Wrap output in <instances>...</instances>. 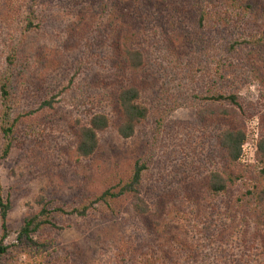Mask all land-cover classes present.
Segmentation results:
<instances>
[{"label": "trees", "instance_id": "obj_1", "mask_svg": "<svg viewBox=\"0 0 264 264\" xmlns=\"http://www.w3.org/2000/svg\"><path fill=\"white\" fill-rule=\"evenodd\" d=\"M35 37L50 55L29 57ZM62 104L77 162L112 130L130 140L154 117V134L101 192L40 198L14 242L0 183V264H85L82 248L56 255L60 223L121 219L128 200L133 221L103 264H264V0H0V168ZM184 110L195 119H176ZM255 117L256 160L243 165Z\"/></svg>", "mask_w": 264, "mask_h": 264}, {"label": "rangeland", "instance_id": "obj_2", "mask_svg": "<svg viewBox=\"0 0 264 264\" xmlns=\"http://www.w3.org/2000/svg\"><path fill=\"white\" fill-rule=\"evenodd\" d=\"M52 46L48 40L31 38L29 57H47ZM20 72L28 77V70L21 67ZM23 80L22 77L15 79L17 91L21 90L20 83ZM245 94L254 98L258 95V88L253 86L246 90ZM195 114V110H184L176 115V119L193 121ZM75 118L76 114L67 104L60 105L56 111L48 110L39 115L36 118L37 127L45 128V132L41 136L36 135L33 141L24 140L20 143L1 166L0 183L5 199L11 206L8 217V242L15 241L27 217L39 213L40 198L75 204L78 197L86 192L104 190L106 185L116 178L117 173L130 175L134 164L145 155L155 128L153 117L146 125L140 127L130 140L121 139L112 130L102 137L101 151L94 159L77 162L72 155L68 136L70 129L74 127ZM247 129L248 137L253 143L256 132L260 135L259 118L248 121ZM252 152L247 148L246 157L241 158L243 165L255 163L256 159L251 157ZM144 188L147 191L151 188L147 181ZM121 212V219L106 223L93 224L83 220L64 219L60 223L63 231L58 232L60 245L56 255L63 258L74 252V248H82L87 254L85 264H103L111 254L114 242L127 234L129 223L133 221L129 200L123 204ZM1 236L0 219V238Z\"/></svg>", "mask_w": 264, "mask_h": 264}, {"label": "built area", "instance_id": "obj_3", "mask_svg": "<svg viewBox=\"0 0 264 264\" xmlns=\"http://www.w3.org/2000/svg\"><path fill=\"white\" fill-rule=\"evenodd\" d=\"M253 138L255 139L253 143H251V140L250 138L248 137L247 139V142L246 144L244 145L243 147V154H242V158L244 159L246 157V151H247V148L249 150H252V154H251V157L254 159L255 158V154L257 152V143H258V139H259V135L258 133L256 132V135L255 137L253 136ZM253 162V161H252Z\"/></svg>", "mask_w": 264, "mask_h": 264}]
</instances>
